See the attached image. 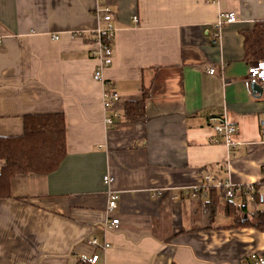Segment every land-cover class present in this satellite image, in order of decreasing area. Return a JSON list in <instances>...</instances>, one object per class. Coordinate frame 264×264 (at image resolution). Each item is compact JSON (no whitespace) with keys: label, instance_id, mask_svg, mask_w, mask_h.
<instances>
[{"label":"crops","instance_id":"1","mask_svg":"<svg viewBox=\"0 0 264 264\" xmlns=\"http://www.w3.org/2000/svg\"><path fill=\"white\" fill-rule=\"evenodd\" d=\"M104 6L115 59L101 82L93 32ZM228 11L238 21L214 43L213 22ZM257 20L264 0H0V136L23 134L27 114L62 112L67 126L57 171L18 174L0 198V264H87L93 253L97 264H246L264 252L263 231L225 227L231 219L204 229V207L185 191L207 171L242 185L264 177V98L244 86L254 61L242 32ZM112 87L121 99L106 109ZM143 90L145 118L127 121L125 103ZM113 109L122 116L110 127ZM213 114L236 126L235 149L210 126Z\"/></svg>","mask_w":264,"mask_h":264},{"label":"trees","instance_id":"2","mask_svg":"<svg viewBox=\"0 0 264 264\" xmlns=\"http://www.w3.org/2000/svg\"><path fill=\"white\" fill-rule=\"evenodd\" d=\"M242 33L246 59L264 61V20H257L251 30ZM148 95V91L143 90L140 100H128L125 103L123 110L127 121L138 122L145 118ZM24 128L21 135L0 136V161H4L0 173V198L12 195L11 181L16 175L30 172L42 175L53 173L67 156V126L64 113L27 114L24 117ZM253 185L254 191L241 193L243 203H238L235 199L225 200V191L217 187L210 188L206 198L197 199L204 207L206 219L209 220V225L204 229L215 228L214 218L220 212L232 221L225 227H252L264 232V210L258 209L262 199L260 188L264 186V177ZM250 205L253 208H250Z\"/></svg>","mask_w":264,"mask_h":264},{"label":"built area","instance_id":"3","mask_svg":"<svg viewBox=\"0 0 264 264\" xmlns=\"http://www.w3.org/2000/svg\"><path fill=\"white\" fill-rule=\"evenodd\" d=\"M100 20L103 22L104 26H101L95 29L93 32L94 36V44L97 46L96 56L98 58V63L96 65V69L94 72V80L104 82V72L106 69L110 68L115 59V53L112 47V38L115 33V27L111 23L112 21V10L109 6H104L100 10ZM134 21H138V17L134 18ZM236 13L233 11L220 13L215 22H213V31H212V39L214 43H218L222 37L221 31L226 24H231L237 22ZM55 39L59 38V35H54ZM216 69L211 67L209 73H215ZM259 84L261 89L263 90L261 93H255L252 90L253 84ZM245 89L252 97L264 98V61L256 60L253 64H251L248 68L247 75L244 79ZM103 103L106 109L112 108L117 102L120 101L121 97L119 93L115 90V88H105L103 91ZM122 113L118 110L113 109V113L106 117L105 122L110 127L115 125L116 119L121 117ZM210 126L215 131L217 135L223 137V141L227 148L235 149V147L239 144L235 140V135L237 128L236 126L226 118L225 115H210L208 118ZM260 131L264 134V118L260 119ZM216 142L219 139L215 140ZM218 167L225 168V164L220 162ZM264 171V166H263ZM203 181L201 184L190 185L185 188L186 193H189L190 197L193 199H200V197H207L208 190L210 188H222L225 191L224 199L231 200L238 197L242 198L243 191H254V185L251 183H247L245 185L236 184L232 180H225L219 177L217 174L213 172H205L203 175ZM103 181L107 184L111 183L112 177L110 175H106ZM160 191L158 192V194ZM109 202L107 205L108 213L114 211L117 206L118 196L114 192L109 193ZM107 228L109 229H117L119 226V218H111L106 223ZM97 239H90L88 244H96ZM110 244L105 243L104 248L108 247ZM99 254L93 253L91 256L83 254L81 259L90 264H97L99 261ZM246 264H264V252H251L246 257Z\"/></svg>","mask_w":264,"mask_h":264},{"label":"rangeland","instance_id":"4","mask_svg":"<svg viewBox=\"0 0 264 264\" xmlns=\"http://www.w3.org/2000/svg\"><path fill=\"white\" fill-rule=\"evenodd\" d=\"M235 200L240 203L239 198H235ZM216 224H221V223H227L229 222V219H227L222 213H217V215L214 218Z\"/></svg>","mask_w":264,"mask_h":264},{"label":"water","instance_id":"5","mask_svg":"<svg viewBox=\"0 0 264 264\" xmlns=\"http://www.w3.org/2000/svg\"><path fill=\"white\" fill-rule=\"evenodd\" d=\"M252 90H254V92H259L261 93L263 90L261 89L260 85L255 83L252 85Z\"/></svg>","mask_w":264,"mask_h":264}]
</instances>
